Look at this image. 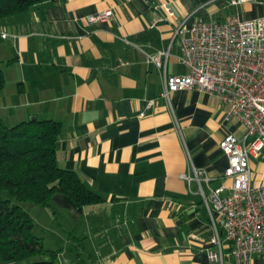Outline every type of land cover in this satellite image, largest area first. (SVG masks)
Wrapping results in <instances>:
<instances>
[{
    "label": "crops",
    "instance_id": "crops-1",
    "mask_svg": "<svg viewBox=\"0 0 264 264\" xmlns=\"http://www.w3.org/2000/svg\"><path fill=\"white\" fill-rule=\"evenodd\" d=\"M231 1L49 0L0 18L7 34L0 35V118L7 125L33 116L59 121L57 164L103 197L94 207H77L61 193L51 199L76 220L93 212L101 260H84L76 244L81 264H234L226 243L222 261L209 257L219 247L210 243L208 211L197 182L188 187L180 174L202 169L205 192L224 185L220 195H228L232 179L219 142L227 134L242 139L245 128L197 89L173 92L169 107L147 61L170 47L167 73H185L179 57L188 33L175 36L179 26L264 17V0ZM106 10L107 21H87ZM249 169L252 185L264 183V148ZM252 264H264V254Z\"/></svg>",
    "mask_w": 264,
    "mask_h": 264
},
{
    "label": "built area",
    "instance_id": "built-area-1",
    "mask_svg": "<svg viewBox=\"0 0 264 264\" xmlns=\"http://www.w3.org/2000/svg\"><path fill=\"white\" fill-rule=\"evenodd\" d=\"M109 18L111 12L106 10L87 17V21ZM184 32L188 36L181 41L179 59L187 69L185 73H167L170 47L147 54V61L155 65L161 77L160 97L170 107L173 92L183 89L207 92L228 108L229 116L241 121L245 133L242 139L227 134L219 142L228 162L224 174L232 179L228 195H220L224 185L209 187L206 193L202 183L208 185L209 178L202 169L191 167L180 177L188 187L197 182L208 211L212 227L210 243L219 247L218 253L209 250V257L222 261L221 248L226 243L234 264H252L254 255L264 254V183L252 185L249 169L250 158L258 157L264 148V17L198 19L186 29L179 26L175 36Z\"/></svg>",
    "mask_w": 264,
    "mask_h": 264
},
{
    "label": "trees",
    "instance_id": "trees-1",
    "mask_svg": "<svg viewBox=\"0 0 264 264\" xmlns=\"http://www.w3.org/2000/svg\"><path fill=\"white\" fill-rule=\"evenodd\" d=\"M45 1L49 0H0V18L23 13ZM4 82L0 69V90ZM60 131V122L53 119L33 116L7 125L0 118V189L19 202L50 208L55 193L67 196L77 207L102 202L103 197L88 187L75 170L57 164ZM33 227V218L20 204L0 197V260L55 264V253L44 247ZM38 255L49 258L29 260Z\"/></svg>",
    "mask_w": 264,
    "mask_h": 264
},
{
    "label": "rangeland",
    "instance_id": "rangeland-1",
    "mask_svg": "<svg viewBox=\"0 0 264 264\" xmlns=\"http://www.w3.org/2000/svg\"><path fill=\"white\" fill-rule=\"evenodd\" d=\"M0 197L9 198L13 203L20 204L31 215L34 220L33 232L42 238L45 248L55 253V264H81V258L89 263H92V259L101 260L94 241L97 237L96 233H93L96 236H93V238L90 233V226L93 225L92 211H89L92 214L89 218L76 220L71 211L57 207L53 203L52 208H50L31 202H19L7 190L3 189H0ZM94 206L92 205V207ZM53 210H56V212L53 213ZM76 244L82 247L81 258L78 257ZM46 258L49 257L38 255L29 260H45ZM0 264H20V262L0 260Z\"/></svg>",
    "mask_w": 264,
    "mask_h": 264
}]
</instances>
